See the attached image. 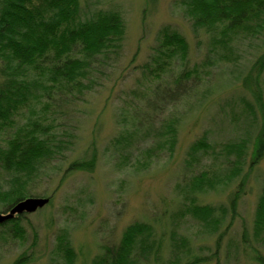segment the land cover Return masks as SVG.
<instances>
[{"label": "trees", "instance_id": "trees-1", "mask_svg": "<svg viewBox=\"0 0 264 264\" xmlns=\"http://www.w3.org/2000/svg\"><path fill=\"white\" fill-rule=\"evenodd\" d=\"M96 1L90 5L95 1L0 0V172L6 179L0 206L6 211L21 200L36 197L30 189L41 176L63 169L66 153L77 143L81 105L87 95L104 88L117 74L127 42V22L121 7ZM173 7L189 22L199 43L201 37L208 40V54L202 65L192 64L185 34L172 24L163 25L148 61L140 67L154 86L148 93L133 91L145 101L144 107L139 109L131 100L116 113L119 132L113 148L128 159L137 149L138 163L129 173L140 174L163 153L173 155L176 149L184 118L162 119L165 111L191 95L208 100L241 83L253 99L238 96L227 103L240 110L243 135L219 148L207 136L193 143L185 170L193 168L200 153L209 149L214 166L179 185L178 205L182 206L177 211L178 216L190 215L199 221L210 236L218 235L217 264H229L230 259L237 263L240 248L233 250V243L225 238L228 220L236 216L250 174L264 158V53L259 46L253 64L241 67L221 85L212 76L204 80L201 75L204 69L212 75L218 65L241 66L246 42H264V0H175ZM91 152L67 161L64 177L93 171L98 156L95 150ZM235 185L229 203L199 202L204 192L226 194ZM48 198L50 205L52 197ZM23 216L0 227L24 240L27 229L17 223ZM252 229V236L245 233L247 261L242 264H264V194L258 198ZM191 241V237L175 235L162 243L153 225L137 222L124 231L119 243L104 245L92 264H206L213 260L196 254ZM58 250L65 264H76L78 255L68 231L58 236ZM167 254L172 258L166 259ZM11 264L35 263L24 252Z\"/></svg>", "mask_w": 264, "mask_h": 264}, {"label": "rangeland", "instance_id": "rangeland-1", "mask_svg": "<svg viewBox=\"0 0 264 264\" xmlns=\"http://www.w3.org/2000/svg\"><path fill=\"white\" fill-rule=\"evenodd\" d=\"M94 1L90 5L97 3ZM102 2H106L104 6L121 7L128 26L126 47L119 60L117 74L112 75V82L110 79L104 88L87 95L81 105L78 111L77 143L72 151L66 153L63 169L41 176L37 185L30 189L31 195L51 196L52 202L33 214L23 216L17 222L27 229L24 240L13 237L4 231V227H0V264H11L24 252L31 255L35 264H65L64 254L58 250V236L64 231L69 232L78 255L76 264H92L93 259L103 251L104 245L119 243L124 231L137 222L153 225L162 243H168L175 235L180 238L191 237L196 254L213 258L206 264H217L214 252L218 235L210 236L202 224L190 215H177L182 206L178 205L179 185L186 184L187 178H194L201 170L210 171L214 166L209 149L200 153L199 161L193 168L185 170L190 162L189 151L193 143L207 136L211 145L219 148L221 144L243 135L240 110L227 101L233 103L238 96L253 97L240 83L229 91L215 93L208 100H202L199 98L200 94H196L173 104L161 118H184L174 154L163 153L154 160L150 168L140 174L132 171L131 175L129 169L137 165L139 151L135 149L134 155L128 159L113 148V140L119 132L116 113L119 114V109L126 107L131 100L139 109L146 105L133 91L148 93L154 86V81L142 75L140 67L148 61L159 29L165 24H172L185 34L191 46L192 64H203L208 54V40L201 37V43L197 41L189 22L175 13V0ZM246 43L242 49L241 66L218 65L212 75H206L204 69L201 75L203 79L212 76L221 85L223 80L233 78L241 67L252 65L255 56L260 54L257 51L259 46L264 53V42L253 40ZM93 150L98 156L97 166L93 171H80L64 177L67 161L89 156ZM5 185L6 179L0 172V191ZM237 187L233 186L226 194L204 192L199 202L229 203ZM261 194H264V158L250 174L246 191L239 199L237 217L234 216L230 221L231 215L228 220L229 232L225 241L233 243V250L239 246L242 253L237 263L230 259L229 264L247 261L243 242L247 231L252 236ZM5 212H8L6 208L0 206V213ZM9 229L10 226L7 227ZM225 229L226 227L223 231ZM165 256L166 259L172 258L170 254Z\"/></svg>", "mask_w": 264, "mask_h": 264}, {"label": "water", "instance_id": "water-1", "mask_svg": "<svg viewBox=\"0 0 264 264\" xmlns=\"http://www.w3.org/2000/svg\"><path fill=\"white\" fill-rule=\"evenodd\" d=\"M50 203V198L29 197L14 204L8 212L0 213V224L10 221L17 216L33 214Z\"/></svg>", "mask_w": 264, "mask_h": 264}, {"label": "flooded vegetation", "instance_id": "flooded-vegetation-1", "mask_svg": "<svg viewBox=\"0 0 264 264\" xmlns=\"http://www.w3.org/2000/svg\"><path fill=\"white\" fill-rule=\"evenodd\" d=\"M24 215H26V214H24ZM18 217V216H17Z\"/></svg>", "mask_w": 264, "mask_h": 264}]
</instances>
